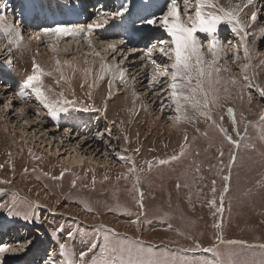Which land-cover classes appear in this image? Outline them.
<instances>
[{
    "label": "rangeland",
    "instance_id": "obj_1",
    "mask_svg": "<svg viewBox=\"0 0 264 264\" xmlns=\"http://www.w3.org/2000/svg\"><path fill=\"white\" fill-rule=\"evenodd\" d=\"M15 1L0 0V14L6 16L8 23H14L21 27L24 38L32 33L30 36L32 40L28 41L34 45L30 55L32 60L33 58L37 59L38 53L42 54L45 60L50 58L54 60L51 56L54 53L58 55L55 61L57 59L69 61L72 66L76 62L80 65L88 64L90 61L100 63V57L95 55V52L99 51L100 56H104L107 61H111L116 54L110 51L104 52L103 46L99 42L100 39L127 38L133 34V25L129 23L131 15H125L123 18H109L107 28L111 29L115 24H120L119 27L109 34H107L108 29L100 30L99 36L92 37L94 45L92 48L88 46V41L83 38L71 39V37H67L61 40L52 38V40L41 37L42 39H36L35 32L43 27L55 24H51L45 18L40 23L41 19L36 20L37 14L35 12L40 13L42 16H47L48 12L56 15V12H59L55 8L56 4L53 5L52 2L45 1L32 6V14H35L36 17L33 19V23L29 24L26 22L28 21L26 16L19 12L25 9L27 2L37 0H17L16 5H13ZM96 1L104 3L111 0ZM74 3L71 4L68 0L63 1L66 9L74 14L72 24L84 26L95 16L88 14L91 12L90 8L94 3L90 0H80L76 2L78 5H74ZM142 3L143 0H137L136 6L140 10L137 11L138 13H142L144 16L159 15L166 9L167 0H153L152 9L154 10H152V13L141 11L140 6ZM118 7L107 8V10L114 11ZM180 7L183 9L182 4ZM191 10H194V7ZM252 10L258 11V19L261 23H264V0H255L254 5L244 11L250 14ZM84 15L86 20L83 19ZM51 17L54 18V23H56L55 17ZM36 22L39 24L36 25ZM151 31L159 39L167 38L166 34L158 28L151 29ZM199 35L203 38V34ZM217 35L222 40H231L233 45L239 43L238 38L226 25L220 26ZM4 39L0 37V80H3L9 87L4 89L3 84H0V103L4 102L6 93L18 90L23 79L31 73L30 64L32 65L25 57L19 67L18 62H15L14 53L20 50L16 49L15 51L12 48L9 51L8 48L4 47L6 44ZM57 41L59 42L57 43ZM133 43L138 44L139 47L144 46L143 41H133ZM50 45L53 47H50ZM141 55L142 53L139 51L128 53V58L121 65L122 68L127 70L125 74L127 83H122L118 79L121 82L120 89L122 92L110 102L112 105L122 104L123 98L127 96L132 99V93L135 91L138 94L135 101L142 103V112H146L151 120V126L147 130L149 135L146 137L144 136L145 130L138 132L125 119V115H121V113L112 116L104 112H72L75 119L65 120L62 117L60 130H57L54 127V122L46 116H42L40 120H35L34 107L25 105L14 97H8L13 99V104L16 107L25 108V114L21 116L19 113H14V109L9 110L7 114L0 111V164L4 165V168L0 169V179H12L13 181L8 185L0 184V189L5 193L0 196V201L10 202L12 194H16L20 198L38 201L44 207L38 210L42 224L24 225L20 221L15 224L5 223L4 228L0 229V245L8 244V239H11L12 231L15 228H18L20 232H18L17 240L13 244L32 237L36 238L27 255L23 257L6 256V260L16 261L18 264H41L40 262L46 256V253L57 248V245L50 240L49 233L61 227L64 231L58 233L60 240L65 238L68 231L76 233L75 240L69 241V243L78 253L86 247L84 240L87 239V236L83 234L91 235L99 225L115 229L122 237L125 235L133 238L142 236L144 242L151 244L157 252L174 254L177 261L187 262V264H196L199 261H210L215 258L212 253L199 250L182 251L181 249L193 247V240L198 241L202 247H209L214 243V237L218 230L213 227V224L220 219V215H214L215 209L208 205V201L213 198L210 191L211 181L213 179L217 181L215 198L219 205V194L225 182L220 178L218 171L221 167L217 158L218 149L223 148L225 153L223 160L227 164L229 152L232 151L231 146L223 139L221 133L210 128L203 120L196 125L200 129L199 133L190 124L181 125L179 128L173 127L172 129L175 128V131L168 130L172 131L169 134L172 138L169 140L166 138L168 135H166L165 142L154 133L152 123L155 118H158L154 114L156 108H160L161 97L154 95L148 89L146 77L150 74L151 67H141V65L147 63L145 60L138 58ZM227 55L228 61L225 62L222 58L221 64L231 71L222 72L221 75L224 77L235 76L236 79H241L239 65L231 63L232 52L229 51ZM252 56L253 68L249 70V74L254 71L256 74L254 82L260 87H264V66L261 65V61L264 60V38L258 40L253 46ZM9 58L12 60L11 66L6 63ZM154 58L158 60L165 59L159 57V53H156ZM116 59L119 61L120 57L116 56ZM244 63L241 49L239 64L243 65ZM73 80L65 77L59 86H53L51 83H46V81L45 83L52 86L55 92L63 91L67 99L76 100L78 106L90 104L102 109L99 96L101 90L99 92L95 83L89 82L88 87L84 86L80 90L74 89L79 92L76 96L71 90V85L78 88L77 84L72 83ZM105 83L108 82L105 81ZM84 84L86 85V83ZM98 86L101 85L98 84ZM236 91V89H232L233 97L224 102V107L216 109L214 115L217 122L222 123V126L230 134H233L227 107H232L235 110L237 120L240 119V115L243 113L246 122H251L248 127L249 140L247 142L254 145L255 150H245L243 148L239 150L238 160L231 170L230 191L226 194L224 200L225 210L222 216V231L226 240L245 241L248 245H260L264 244V186H262L264 185V140L260 138L261 134H264V98L259 96L257 90L252 89V98L249 103V90H245L242 99L236 98ZM88 93L91 94L90 97ZM168 101L166 98L164 103L169 105L170 101ZM31 104H35V101H32ZM27 107H29L28 113ZM108 110L111 111V106ZM171 111L172 109L169 110V115ZM221 115L224 117L222 122L219 120ZM23 119H29L33 122L26 127L23 125ZM161 120L157 119L156 125L158 123L164 125V121L161 122ZM73 123L77 125L73 128L74 131L68 136H64L63 128L69 125L73 126ZM252 125L256 126L253 127ZM87 126L90 127L87 128ZM7 127L11 129L13 134L7 133ZM165 127L171 128L167 125ZM45 129H48V131H45ZM105 129L111 130V134L107 131L104 132L105 138L112 145L111 148H108L102 141L95 139V132L104 131ZM240 129L243 134L244 124L240 125ZM185 132H187L190 140L195 137L191 149L193 153L198 151L199 155H189L187 159L180 163H174L171 166H159L151 172L144 173L143 183L140 187L145 193V217L143 218L141 231L137 232L136 228L129 223L135 216L125 214V209H130L132 213L139 211L127 191L131 185L123 179L117 180L119 174L127 172L128 165L122 164L118 157L120 155L131 156L138 166H143L145 161L166 158L172 155L173 152L179 151ZM205 132H207V136L203 135ZM88 135H91L92 139L83 141L77 149L78 151L73 152L76 142L81 140V137ZM125 136L128 137V143L124 140ZM61 140L63 143H61ZM88 145H91V147H88ZM137 147L140 148L139 154L134 151ZM29 149H31L33 155H29ZM56 149L60 150L59 154H57ZM105 151L109 153L107 158L102 154ZM8 153H11V158H9ZM76 154L87 158L83 166H71L63 160L68 156H76ZM34 157H40V159H34ZM105 158L108 160L107 164H103ZM197 164L200 165L199 172L195 170ZM10 165L15 167L14 172ZM62 167L68 169L64 177L61 180L51 179V176L60 175ZM24 168L28 169L26 174ZM44 173L49 175L45 176ZM106 174L109 177L107 181L104 179ZM93 176L96 181L95 185L92 184ZM13 177L15 178L13 179ZM73 180L76 181L75 188L72 187ZM177 182L182 185L179 190L176 188ZM185 184L188 187H184ZM85 204L90 205L93 211H86ZM52 210H55V215L51 214ZM5 221L6 214L0 211V222ZM169 224L172 225L171 230L168 229ZM178 231L182 234H178ZM186 236H191L193 239H186ZM102 239L103 232L101 231V243ZM221 250L226 252L229 249L222 248ZM260 253L261 249L259 247L252 248L249 252V254L257 256ZM56 255L59 259L58 251ZM97 255H99V248L97 249ZM35 260H38L37 263H34Z\"/></svg>",
    "mask_w": 264,
    "mask_h": 264
},
{
    "label": "snow or ice",
    "instance_id": "obj_2",
    "mask_svg": "<svg viewBox=\"0 0 264 264\" xmlns=\"http://www.w3.org/2000/svg\"><path fill=\"white\" fill-rule=\"evenodd\" d=\"M255 0H238L233 3V0H167L166 9L159 15L152 14L150 16L141 17L138 23L133 24V34L127 38L119 39H100V44L103 46L104 52L115 53L120 59L117 61L116 56L112 57L111 61H107L104 56H100V52H95V55L100 57V73L108 74L111 78L108 80L109 89L112 87L114 80L119 79L122 83H127L125 79L126 69L121 65L128 58V53L141 52L138 57L145 60L147 63L141 67H151L150 74L146 77L148 81V89L154 95L161 97L160 110L164 112L169 106L175 113V116L169 115L168 120L173 121V127L179 128L181 125L190 124L196 132L200 129L197 124L203 120L210 128L217 130L223 135V139L231 146L232 151L229 152L228 162L225 164L223 157L225 155L223 148L218 149V161L221 167L219 168L220 178L225 182L219 194V205L216 200L217 181H211L210 189L213 198L208 201L209 207L215 209L214 215L219 214L220 219L213 224L218 232L214 237V243L209 247H202L198 241L193 240V247L181 249L182 251H203L214 254L213 260H204L196 262V264H264V244L248 245L245 241L226 240L223 236V212L224 200L226 194L230 191L231 185V170L238 160L240 149L255 150V146L248 143V127L251 122H246L243 113L240 119L237 120L235 110L232 107H227L228 117L231 119L232 133L222 126V123L217 122L214 115L216 109L224 107V102H227L233 97L232 89H236V98L242 99L245 90L248 91V100L251 102V90L258 91L259 96L264 98V87L257 85L255 81V72L249 74V70L253 68L251 63L253 56V46L258 40L264 38V23L258 19V11L252 10L246 13L244 10L253 6ZM183 5L181 9L180 5ZM194 10H191L193 9ZM129 12V5L126 2H121L120 6L112 11L101 8L96 12L92 20L84 26H79L72 23H57L53 26L43 27L35 32V38L40 39L42 36L49 39L57 40L71 37L72 39L83 38L88 41L90 48L93 45V36H99L100 30L106 28L109 24V18H123ZM221 25H226L231 32L238 38L239 43L233 45L231 40H222L217 35ZM160 29L165 34V39L156 37L151 29ZM199 34H203V38ZM0 37L6 39L7 43L4 47L11 51L12 48H19L22 44L24 35L21 27L14 23H8L5 15L0 14ZM251 37V39H250ZM133 41H143L144 46L139 47ZM206 45V50H205ZM10 46V47H9ZM125 46V47H121ZM241 49L245 63L240 65ZM232 52L231 63L239 65L241 79H236L235 76L224 77L222 72L227 73L231 70L221 64V59L228 61V52ZM159 53V57L165 58L158 60L155 54ZM87 63V61H85ZM7 65H12V60L9 58L6 61ZM56 72L58 77H53V71L46 69L36 62L33 58L31 73L28 74L19 85L18 90L12 93H6L3 103H0V111L7 114L9 110L14 109V113H19L21 116L25 114V108L16 107L13 104L14 97L16 100L23 102L35 108V120H40L42 116L48 117L54 122V127L60 130V120L63 117L65 120H74L72 112H106L107 105L104 108H96L94 105L85 104L78 106L76 100L66 98L63 91L55 92L52 86L45 83V79L52 77L55 85L59 86L64 81V72L61 70V62L59 59L55 61ZM64 65L72 68L69 61H64ZM264 66V60L261 61ZM75 69H73V72ZM85 74H91V69H84ZM102 78V76H101ZM4 89L9 87L8 84L0 80ZM84 87V84H81ZM91 87V85H89ZM164 95H161V94ZM89 93V97H90ZM133 97L138 94L133 91ZM112 92L109 91L108 98H111ZM35 98V104L31 101ZM170 101L169 105L164 103L165 99ZM224 117L221 115L219 120L222 122ZM33 121L23 119L24 126H30ZM113 123H115L113 121ZM244 124V132L241 133L240 125ZM255 127L256 125H252ZM48 131V129H45ZM71 125L63 128V135L68 136L72 133ZM111 134L110 129L95 132V139L102 141L111 148L110 141L105 138L104 132ZM207 136V132L203 133ZM261 140H264V134H261ZM92 139L91 135L81 137L73 147V152L76 151L83 141ZM124 140L128 143V137ZM195 137L189 139L187 132L183 134V141L179 146L178 152H173L172 155L166 158L154 159L145 161L143 166H138L135 159L131 156L120 155L118 159L124 165H128L127 172L118 175L117 180L123 179L126 183H130L131 187L127 189L129 196L134 204L139 209L136 213H132L130 209H125V214L135 218L129 223L136 228L137 232L141 231V225L144 222V196L140 185L143 183V176L146 172H151L159 166H171L174 163H180L187 159L189 155H199V152H192L191 145L194 143ZM26 143V141H24ZM61 143L63 141L61 140ZM91 147V145H88ZM59 149H56L59 154ZM125 151H127L125 149ZM134 151L139 154L140 148L137 147ZM106 158L109 153H102ZM11 158V153H8ZM29 155H33L29 149ZM40 159V157H34ZM87 158L80 157L79 160H73L83 166ZM90 163V161H89ZM195 163V162H193ZM12 171L15 167L11 166ZM4 165L0 164V169ZM196 172L200 171V165H196ZM35 171V169H33ZM68 169L61 168L59 176H51L53 180H61ZM28 172L24 168V173ZM48 176V173H44ZM15 177H13L14 179ZM105 181L109 179L107 174L104 177ZM12 179H0V184H11ZM95 177L92 178V184L95 185ZM181 184L177 182L176 188L179 190ZM188 187L187 184L183 185ZM264 186V185H262ZM72 187H76V181L73 180ZM5 193L0 189V196ZM38 195V194H37ZM42 206L38 201H30L12 194L11 201H0V211L6 214V221L0 222V229H3L5 223L15 224L22 221L24 225H40L42 220L39 215V209ZM86 211L92 212L90 205L85 204ZM55 215V210L51 211ZM172 225H168L171 230ZM64 229L58 228L49 233V238L57 245L56 249L50 250L42 259L41 264H187V262L177 261L175 255H169L166 252L161 254L151 244H146L142 236L135 238L121 236L115 229L107 228L104 225H99L91 234H83L87 236L84 240L85 248L78 253L69 241H74L76 233L68 231L63 240L59 239L58 233H62ZM101 231L103 239L101 243ZM178 234H182L179 233ZM186 239H193L191 236H186ZM36 238L32 237L23 241H18L15 244L0 245V264H18L16 261L6 260V256L27 255L33 246ZM259 247L261 253L259 256L249 254L250 249ZM99 248V255L97 249ZM222 248L229 249L222 251ZM59 259L57 258V253ZM91 254V256H90Z\"/></svg>",
    "mask_w": 264,
    "mask_h": 264
},
{
    "label": "bare ground",
    "instance_id": "obj_3",
    "mask_svg": "<svg viewBox=\"0 0 264 264\" xmlns=\"http://www.w3.org/2000/svg\"><path fill=\"white\" fill-rule=\"evenodd\" d=\"M45 1L52 2L53 5L56 4L55 5V8H57L59 10V12H56V15L53 14L52 12L51 13L48 12V14H46L47 16H42V15H40V13L35 12L37 14V18H36L37 21H39L41 19L40 23H42V21H44V18H45V19L49 20V22L51 24L65 23V22L66 23H72L73 22V15L74 14L71 13L70 11H68L66 9L65 5L63 4V1H65V0H37V1H30V2H27L26 6H25V9L24 10H21L19 13L20 14H23L24 16H26V19L28 20V21H26L27 23L32 24L33 21H34L33 19L36 17L35 14H32L33 13L32 12V6H35V4L39 5V2H45ZM68 1L71 4L73 2H75L74 5H78V4H76V2H78L80 0H68ZM235 1H234V3H235ZM17 2L18 1L16 0L13 5H16ZM90 2L94 3V5H92V7L90 8L91 9V12H89L88 14L96 15V12L99 11V10H101V8H103V9L109 8L110 9L112 7H115V6H120V3L121 2H126L129 5V12L126 13L125 15H131L130 16V22H129L131 25H133L134 22L138 23L139 19L141 18L140 16H143L144 17V15L142 13H138L137 12V11H140L138 9V6H136L137 0H113V1L111 0V1H108V2H104V3L103 2H98L96 0H90ZM152 6H153V0H143V3L140 6L141 7V11L142 10L143 11H146V12L149 11L150 13H152V10H154V9H152ZM51 16H54L55 17L56 23H54V18H52ZM76 17H77V15H76ZM83 19H85V15H84ZM47 23H48V21H47ZM38 24L39 23L36 22V25H38ZM119 25L118 24L117 25L115 24V26L113 28H111V29L109 27L108 28L106 27L105 29H108L107 30V34L112 33L113 31H115L119 27ZM31 34L32 33H30L27 36V38L25 36V38H26L25 41H24L25 38H23L22 44H21V46L19 48H14L15 51H16V49L20 50V51H16L14 53V57H15V60H16L15 62H18L19 67H20V65H22L23 58H25V57L27 58V60H28L29 63H32L33 62V60H32V58H31L30 55L32 54V50H33L32 49V46L34 47V45H32V44H30L28 42V41L32 40V37L30 38ZM59 40H61V39H59ZM4 42L7 43L6 39H4ZM58 42L59 41H57V43ZM51 46L52 45H50V47ZM2 53H1V57L3 56ZM51 56L54 58V60H51V58L49 60H45L44 59V56H42V54L38 53L37 54V59L36 58L35 59H36V62H38L41 66L45 67L48 70L53 71L54 77H58L59 76V73L56 72V70H55L56 69V63L54 62L55 61V58L58 55L53 53ZM42 59H44V60H42ZM60 62H61V70L64 72V76L66 78L69 77L70 79H74L72 83L77 84V86H78V88H76L74 85H71V90L74 92V94L76 96H77V94L79 92L78 91H75L74 89H79L80 90L82 88L81 87V84L82 83L83 84L86 83V85L84 84V86H86V87H88L89 82L95 83V85L98 87L99 92L101 90L100 95H99L100 98H101V103H102V106L101 107L104 108L105 103L107 105V111L104 112L105 114H107V115L108 114H111L113 116L115 114H117V115L119 114L120 115V113H121V115L122 114L125 115L124 116V117H126L125 119L128 120L137 129L138 132H140L141 130H145L146 133L144 134V136L146 137V136L149 135V131H147V130L151 126L150 125L151 124V120H150V118H149V116H148V114L146 112H142V108H143L142 103H140V102L138 103V101L136 100L137 101V104H136V101H135L136 97H133L132 96V99H130V98H128L126 96L125 98H123L122 104H114V105L111 104L110 101L112 99H116L121 94V92H122L121 89H120V83L121 82L118 79L117 80H114L113 83H112L111 89H109V84L108 83H105V81L108 82V80L111 77L108 74H101L100 73V63L99 62H97V61H90L88 64H85V65H80V64H78L76 62L75 64H73V66H72L71 69H69L67 66L64 65V60H62ZM30 66H31V69H32V65L31 64H30ZM73 69H75L74 72H73ZM84 69H91V74H87L86 75L85 72L83 71ZM101 76H102V78H101ZM45 81H46V83H51L53 86H55L54 79L53 78H51V77L46 78ZM69 81L71 82V80H69ZM96 82L98 84H100L101 86L99 87ZM109 91L112 92L111 99L108 98ZM76 96H75V98H77ZM32 101L33 102L35 101V98L34 97H33ZM110 106H111V111L108 110ZM154 107H157V106H154ZM28 108L29 107H27V113L29 111ZM169 110H171V108H168L167 111L165 110L164 112H161V110H160L159 107L156 108V113L154 115H156L158 117L157 118L158 120L162 119L161 122L164 121L165 124L164 125H160V123L157 122L158 125H156V120H157L156 118L153 120V123H152V127H153L154 133L157 136H159L160 139L162 138V140H164V142H165V139L166 138L169 139V140H171V138H172V136L171 137L169 136V134L172 131L170 132L168 130L175 131V128L172 129L173 128V126H172L173 125V121L167 119V117L169 115L168 114L169 113ZM170 114L173 115V116H175V113L172 112V111H171ZM166 125L168 127L170 126L171 128L170 129L169 128H166L165 127ZM76 126L77 125L75 123H73V126L72 127L75 128ZM89 127L90 126H87V128H89ZM6 131H7L8 134H13L12 131H11V129L8 128V127L6 128ZM166 135H168V137L165 138ZM168 142H170V141H168ZM77 151L78 150L76 149L75 152H77ZM80 157L81 156H78L76 154V156L75 155L74 156H68L67 158H63V160L66 163H69V165L74 166V165H79V164L78 163H74L73 160L74 159L75 160H79ZM107 163H108V160H106V158H105L104 161H103V164H107ZM18 232H20L18 230V228H15L12 231V235L10 237L11 239L10 240L8 239V244H13L14 241L17 240ZM37 261L38 260H35L34 263H37Z\"/></svg>",
    "mask_w": 264,
    "mask_h": 264
}]
</instances>
